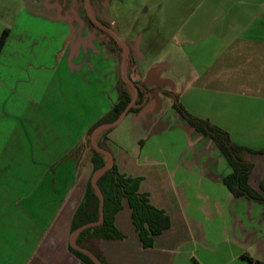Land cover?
Wrapping results in <instances>:
<instances>
[{
    "label": "crops",
    "instance_id": "0c3cea01",
    "mask_svg": "<svg viewBox=\"0 0 264 264\" xmlns=\"http://www.w3.org/2000/svg\"><path fill=\"white\" fill-rule=\"evenodd\" d=\"M174 8L160 6L163 18L146 8L143 19L129 22L124 42L138 78L179 95L191 114L252 150L244 154L254 165L249 183L264 195V0H191ZM92 29L87 20L79 24L86 39L80 64L66 48L64 76L56 70L46 99L23 100L16 127L0 133V233L25 228L34 240L29 258L0 264H82L69 247L93 173L86 144L107 130L94 127L117 102L122 76V60L115 52L112 60L103 34ZM77 82L70 92L63 86ZM107 136L120 171L141 178L140 191L171 221L145 248L125 201L116 225L126 238L97 239L107 264H264V205L235 197L219 147L188 124L171 97L158 92Z\"/></svg>",
    "mask_w": 264,
    "mask_h": 264
},
{
    "label": "rangeland",
    "instance_id": "374dc122",
    "mask_svg": "<svg viewBox=\"0 0 264 264\" xmlns=\"http://www.w3.org/2000/svg\"><path fill=\"white\" fill-rule=\"evenodd\" d=\"M187 1L191 0H90V5L94 15L115 27L116 34L122 41H126L129 22L136 17L143 19L144 9L156 7L154 11L157 17L163 18L159 12L160 6L173 11L178 2L184 4ZM88 15L86 0H0V38L5 29L11 31L5 53L0 57V133L16 127L15 115L25 104L23 100L31 97L46 99L52 90L56 70L64 76L63 69L68 65L64 66L66 58L63 57V51L66 48L70 51L68 55H72L73 65L80 64L86 39L78 28ZM78 84L63 86L70 92ZM100 138L94 141L96 145ZM105 157L110 161L108 155ZM88 160L89 157H86L85 163ZM24 230L17 228L14 232L1 231V260L31 256L33 249L30 246L34 240L28 238ZM95 240L85 243L94 252L98 250Z\"/></svg>",
    "mask_w": 264,
    "mask_h": 264
},
{
    "label": "trees",
    "instance_id": "16d2710c",
    "mask_svg": "<svg viewBox=\"0 0 264 264\" xmlns=\"http://www.w3.org/2000/svg\"><path fill=\"white\" fill-rule=\"evenodd\" d=\"M86 20L91 28L103 34V45L105 50L109 54L114 52L117 53L122 60L124 53L123 48L114 40L112 34L107 32L113 30L112 26L108 22L97 18L105 28V30H103L92 21L89 15ZM10 33L11 31L9 29H5L0 38V54ZM126 44L129 47V59L127 61L129 69L128 76H135L136 80L134 84L137 91L136 103L128 114L139 113L158 92H162L171 97L174 101L175 109L188 124L197 132L212 139L219 147L221 153L232 168V173L224 178V183L235 197H245L251 201L264 205V195L255 190L249 183L254 165L244 157V154H250L253 153V151L233 143L227 131L209 120L191 114L182 104L179 95L162 89L151 88L143 83L137 75L136 60L133 57L132 48L128 43ZM131 101L132 94L128 89V85L125 83L122 76H120L118 100L108 115L102 122L97 124L94 129L100 125L114 123L119 120ZM94 129L89 132V137ZM110 131L111 128L107 129L97 143L98 147L105 149L109 153H111V150L109 149L107 135ZM105 141H107V143ZM86 145L90 152V162L93 165V173L88 181L83 200L74 214L71 223V233L77 232L85 225L96 224L100 220L101 197L99 193L102 194L104 199V219L100 224L93 225L81 231L77 235L75 246L69 247L70 252L78 258L82 264H107L101 255L94 252L85 243L92 239L123 240L126 238L116 225V217L119 212L123 210L125 201L128 202L132 210L133 224L139 233L144 247L152 248L154 246L155 237L161 235L170 228L171 221L169 216L163 210L156 208L150 203L148 194L140 191L141 178L128 176L120 171L114 156H112L113 163L100 175L96 182L97 186H95L93 182L94 174L102 171V169L106 167L107 160L105 154L97 150L95 146L91 144L90 140ZM262 189L264 191V184L262 185ZM248 258L252 259L250 257Z\"/></svg>",
    "mask_w": 264,
    "mask_h": 264
},
{
    "label": "water",
    "instance_id": "95a60500",
    "mask_svg": "<svg viewBox=\"0 0 264 264\" xmlns=\"http://www.w3.org/2000/svg\"><path fill=\"white\" fill-rule=\"evenodd\" d=\"M86 7L89 11V16L91 17L92 21L97 25L99 26L100 28L102 29H105L101 23L95 18L93 17V15L91 14L90 12V0H86ZM109 33L112 34L114 40H116L119 44H121L123 46V49H124V53H123V59H122V77H123V80L125 81V83L134 91V97H132V101L128 104V106L126 107L125 111L123 112V114L121 115V117L119 118V120H117L116 122L114 123H110V124H106L105 126H103L102 128L103 129H109V128H114L118 125V123L123 119L125 118V116L130 112L131 108L134 107L135 103H136V97H137V91H136V88H135V76H127L124 72V68L126 67V64H127V61L129 59V47L128 45L122 41L120 39V37L113 31V30H109ZM94 146L97 150H99L100 152H102L103 154L105 155H108L110 158H111V163L110 164H107L106 167L104 169H102V172L106 171L110 166L111 164L113 163V157H112V154L107 152L105 149L103 148H100L98 147L95 143H94ZM101 172V171H100ZM99 173V172H98ZM97 174V173H96ZM96 176V175H95ZM94 176L93 178V182L96 185V182L98 179H96ZM100 197H101V218L100 220L96 223V224H88V225H85L84 227L80 228L77 232L73 233V236H72V239H71V242H72V246H75L74 244V241H73V237L75 234H79L81 231H83L84 229L88 228V227H91L93 225H98L100 224L103 219H104V199H103V196L101 193H99ZM100 264V263H98Z\"/></svg>",
    "mask_w": 264,
    "mask_h": 264
},
{
    "label": "flooded vegetation",
    "instance_id": "af4514ba",
    "mask_svg": "<svg viewBox=\"0 0 264 264\" xmlns=\"http://www.w3.org/2000/svg\"><path fill=\"white\" fill-rule=\"evenodd\" d=\"M103 30H105V29H103Z\"/></svg>",
    "mask_w": 264,
    "mask_h": 264
}]
</instances>
